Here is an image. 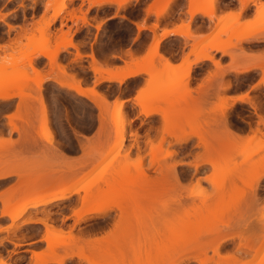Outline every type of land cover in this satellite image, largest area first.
Segmentation results:
<instances>
[{"label":"rangeland","instance_id":"1","mask_svg":"<svg viewBox=\"0 0 264 264\" xmlns=\"http://www.w3.org/2000/svg\"><path fill=\"white\" fill-rule=\"evenodd\" d=\"M171 1L166 0L163 9L167 10ZM9 2L10 0H5V3ZM56 2L27 0L29 7L14 12L10 18L20 30L13 32L10 37L0 39V45L3 47L0 48V89L6 88L21 93V97L16 96L17 102L11 101L12 98L0 99V143H5V146L0 147V173H13L6 181L0 183V216L5 205L19 204L25 199H32L36 194L43 195L63 186L80 188L79 193L83 194L77 193L73 204L80 205L78 213L84 219H79L77 215L74 217L73 212L76 209L73 204L65 205V201L61 199H54L25 211L28 215L26 218H48L47 222L53 225V229L49 231H46L44 226L43 230L38 226L18 230L21 225L12 226L10 217L1 216L0 228L6 231L0 232V248L4 249L0 259L11 258L14 264H22L24 257H28V252L32 251L41 254L38 259L57 257L51 264H62L57 262L59 259L66 262L74 258L79 262L77 253H83L89 259L102 261L125 258L155 259V256L148 255V248L159 236L161 209L166 202L179 203L184 200L190 201L187 208L192 215H199L201 218L196 232L190 234L189 238L196 240L199 232L203 230L208 234V239L198 241L191 247H181L174 252L173 259L188 261L189 264H201L202 261L223 264L227 253L238 250V256H234L233 259L247 261L248 264H260L261 258H264L262 250L264 198L261 199L264 189L257 187L253 190L252 184L256 174L264 166V128L259 125L258 117L255 123H252L253 116L245 117L244 119L249 120L250 129L248 136L242 138L239 135V126L241 117L247 111L234 105L227 110V119L233 131L232 134H228L222 123L220 111L229 104V93L232 88L247 87V84L254 80V75L241 77L231 75L240 66L260 65L257 68L262 72L261 80H264L263 48L238 45L239 38L243 39L253 31L256 34L261 31L258 28L247 27L235 17L215 16L216 22L211 29L212 32L201 40L196 39L191 33L195 39L188 55L180 65L171 69L169 66V71H164L167 66L162 67L158 64V45L161 38L155 35L142 65L141 71L146 74V78L141 86L147 88L145 96L150 98L165 85H179L173 110L182 119L181 134L191 136L195 140L192 147L198 146L201 153L220 162L213 178L215 187L204 180L192 192H185L174 182L176 173L171 172L168 166L160 164L162 157L153 156L148 158V164H144L137 171L132 181L135 188L122 201L119 210L107 216H100L94 209L107 203L115 191L110 183L111 178L117 173L126 172L127 169V157L130 155L128 149L132 145V136L129 132L131 140L125 143V124L121 116L122 113L126 114L127 110L110 107L98 97L104 106L97 112L94 103L55 82V79H58L70 84L89 83L90 72L85 64L74 67L70 65L69 57L74 58L71 53L61 56L60 51L56 57L57 61L49 65L48 60L47 66L43 60L36 59L37 56H45L39 54L40 51L51 52L65 44V41L73 43L74 35L71 29L77 25L76 14L69 10L68 13L66 11L63 16H59L60 22L64 24L61 30L55 26V21L59 18L56 14L60 12L59 6L56 9L52 7ZM84 2L85 0H81V3ZM63 3H72V0H64L61 4ZM192 3L201 4L200 0H193ZM46 5H51L47 13L44 11ZM3 7L4 4H0V11ZM9 10L13 9L10 7ZM135 11V8H126L128 14ZM155 11L154 3L151 6V13ZM209 12L207 17L212 20L211 10ZM189 26L190 23L186 27ZM24 27L25 29L27 27V31L23 30ZM110 27L122 42L130 37L129 28H124L121 21L112 22ZM157 41L158 45L154 50ZM215 47L224 48L222 51L229 58L215 59L212 66L200 69L201 79L196 80L195 86H192L191 68L194 57L196 58L199 51L210 53L212 49H216ZM252 49L258 52H253ZM31 56L37 60L34 61L36 65L34 66L35 70L39 71L38 76L40 74L47 78L41 89L37 88L36 81L40 76L38 77L29 66ZM189 56H193V59L190 60ZM91 68H95V72H102L98 64H92ZM100 76L104 75L101 73ZM137 80H133L131 88L137 87L135 83ZM103 81L95 83V89L93 86L86 88L100 96L103 95L105 99L109 89ZM97 121L100 123L97 134L100 138L93 140L90 136L96 130ZM44 126H47L46 130ZM47 128L52 132V145L47 140L49 138ZM24 130L27 133L25 135ZM25 140L33 143L30 146L22 145ZM118 142L123 145L120 149L116 147ZM1 144L0 146L3 145ZM118 152L123 154L117 155ZM77 154L79 156L76 158ZM237 157L244 163L238 164ZM51 173L54 179L56 178L51 182L54 184L51 187L48 186L51 183L43 184L48 187L45 186L44 189L42 185L41 189L38 181L44 178L45 174L46 177L49 174L51 176ZM179 175L188 183L193 179H200L199 176L193 177L186 169H181ZM13 185L14 188L10 189ZM24 186L26 189L29 187L27 192L31 191L30 194L26 193L19 201L14 197L10 200V196L18 188L25 191ZM234 195L237 199L239 196V199L235 200ZM210 200L218 205L217 211L211 213L207 211ZM5 219L8 223H3ZM22 220L24 219H19V223L15 225L21 224ZM18 233L19 240L22 241L28 236L30 237L28 242L34 240L35 243L27 244L29 251H13L10 256L9 249L16 248L17 244L13 242L6 245L5 238L11 239ZM231 237L236 238L235 242H232ZM69 240L71 243L68 244ZM40 245L43 247H39ZM28 259L31 261L32 256Z\"/></svg>","mask_w":264,"mask_h":264},{"label":"snow or ice","instance_id":"2","mask_svg":"<svg viewBox=\"0 0 264 264\" xmlns=\"http://www.w3.org/2000/svg\"><path fill=\"white\" fill-rule=\"evenodd\" d=\"M200 2L203 7L211 10L212 19L216 15L223 13L229 17H235L244 25L258 28L264 33V0L257 4H254L252 0H200ZM0 4H4L3 10L0 11V39H3L10 37L13 32L20 30L19 27L13 24L10 18L14 12L27 9L29 5L27 0H10L9 3H5V0H0ZM10 7L13 10H9ZM59 7L60 12L56 14L58 17L63 16L66 11L71 10L76 14L77 25H82L79 35L76 37L77 40H80V43L73 42L72 45L63 49L65 52H74V58L69 57L71 66L74 67L78 64L87 65L89 62L95 65L99 61V66L102 70L106 69L109 72L118 73L123 69L129 73L127 76L109 75L103 77L100 76V73H97V81L93 82V88L95 89V83L104 80L109 89L105 94V102L110 107L114 106L117 110H127L126 114H121L125 124V143L127 142L129 132L132 136V145L128 149L130 155L127 157L126 172L117 173V175L111 178L110 183L115 191L107 203L94 209L95 213L100 216H107L113 212H117L121 207L122 201L135 188V184L132 181L136 177L137 171L144 164H148V158L153 156L162 157L160 164L168 166L171 172L176 173L173 178L174 182L183 191L192 192L204 180H207L215 187L213 178L220 162L211 156L201 153L198 146L192 147L195 145V140L191 136L181 134L182 119L173 110L179 92V85H165L150 98H146L145 93L147 88L140 86V80L135 81L137 84L136 89L130 87L131 83H133V77H140L142 80L145 75L136 71L135 65L143 58L141 56L143 48L140 47V44L147 43L144 39L147 33L137 30L146 28L144 21L152 23L155 20L153 27L159 32V29L164 26L168 18V12L166 11L152 17L150 7L148 15L141 13L143 20H141V16H133L129 19L126 14H122L121 12L122 9L129 7V0H85L84 3H81V0H72V3H63ZM172 7H175V5ZM50 8L51 5H46L44 8L45 13ZM203 14L208 16L209 12H204ZM115 21H121L123 26L129 28V43L122 46L109 44V47L113 48L112 54L101 55L97 51L100 45L105 42L101 40V37L105 33V30L110 27V24ZM133 21L136 22L134 26ZM55 26L61 30L64 28V24L59 20L55 21ZM51 27L52 25H50V29ZM168 34L165 31L164 35ZM81 37L83 38L82 40ZM131 37H134V39ZM149 38L151 37L149 36ZM89 45H92L91 52H89ZM104 51L106 52L107 49ZM133 54L135 55L133 56ZM113 65L117 67H110ZM93 70L95 71V68ZM126 88H128L127 91ZM253 89H258L259 94L254 92ZM240 91L242 94L236 97V101L246 105L252 116L254 118L258 117L259 125L264 128V80H261L259 84H253L252 88L248 91H244L243 89ZM80 95L83 96L84 93H80ZM116 147L120 149L123 145L118 142ZM122 154V152L117 153V155ZM237 162L238 164L244 163L239 157H237ZM181 169L188 170L193 177L199 176L200 179H193L191 183L185 182V178L179 175ZM257 187L264 189V166L260 168L253 181L252 189L255 190ZM79 194L82 195L83 193L80 192ZM61 199L65 201V205L73 204L75 196L69 191ZM189 203L190 201L181 200L179 203L166 202L163 205L160 213L161 227L159 236L151 242L148 248V255L150 257L155 256V259L130 260L125 258L123 260L102 261L81 256L79 262L73 258L70 261L62 262V264H189L188 261L173 259L174 252L181 247H191L198 241L208 239V234L203 230L199 232L196 240L189 238L190 234H194L201 223L200 216L192 215L191 211L187 208ZM73 207L76 209L73 212V216L75 217L80 210V205L76 203L73 204ZM217 209L218 205L214 201H208L207 211L209 213L217 211ZM5 216L7 217V214ZM21 218L24 219L25 224L33 223V221L26 219V212L20 213L18 217H13V223H19V219ZM81 219L84 218L81 217ZM3 223H8L7 219ZM34 223L44 224L45 221H35ZM4 231L6 229L0 228V232ZM18 236L19 233L11 239L5 238L6 245H11L13 242L17 244L16 248L9 249L10 256L13 251H29L27 243L30 237L25 236L24 240L21 241L18 239ZM230 239L232 242H235L236 238L231 237ZM32 242L35 243L34 240ZM39 247H43V245ZM3 251L4 249L0 248V254ZM39 255L41 254L37 251H32V260L30 261L25 256L22 264H51L50 261L39 260ZM234 256H238V250L237 252L227 253L223 264H248L247 261L233 259ZM0 264H14V262L11 258H4L0 259ZM201 264H214V262L202 261ZM260 264H264V258H261Z\"/></svg>","mask_w":264,"mask_h":264},{"label":"crops","instance_id":"3","mask_svg":"<svg viewBox=\"0 0 264 264\" xmlns=\"http://www.w3.org/2000/svg\"><path fill=\"white\" fill-rule=\"evenodd\" d=\"M192 1L193 0H191V1L190 0H172L169 3L168 9L166 10V9H163L165 7L164 4H165L166 0H130L129 1V7L135 8L136 9L135 13L128 14V13H126V9H122L121 10V12L122 11L125 12L124 14H126L129 19H131L133 16H141V13H143V15H148V9L154 3H155L156 11L152 13V17H154V16H156L158 14L164 13L163 11H165V10L168 12V18H167L164 26H162L159 29V32H157L153 28V25L151 26L152 23H155V20H153L152 23H147V21H144V23L146 24V28L143 29V30H140V29L137 30V31H143V32L147 33V35L144 36V39L147 41V43L146 44H144V43L140 44V47L143 48V52L141 53V56L143 58L140 59L139 62L135 65V70H137V71H139L141 73H144L143 71H141L142 70V65H143V62H144L145 58L148 55L149 49L151 47V43H152L153 38L155 37V35H158L161 38L160 42H159V45H158V54H159L158 64L160 66H162V67L163 66L164 67L168 66L167 64H170L173 67V66H178V65H180L183 62V60L185 59V57L188 55V53L190 51L193 39H195V38L198 39V40L205 39L212 32L211 29L214 26V24L216 22V19L214 18V19L211 20L210 18H208L206 15L203 14L204 12H209L210 10H202L200 12H197L193 17H190L189 10H190V8L192 6L196 5V4H193ZM252 2L254 4H257V3L262 2V0H252ZM197 4H199V3H197ZM173 5H175V7H172ZM224 15H226V14L222 13L221 15H216V16L220 17V16H224ZM149 18L151 19V17H149ZM57 20L60 21V17L57 18ZM141 20H143L142 16H141ZM135 23L136 22L133 21V26L135 25ZM189 23H190V26H189V28H187L186 26ZM81 27H82V25H80V26H78V25L72 26L71 33H72V35H74L73 42L80 43V40H77L76 37H77L78 32H80ZM247 27H250V26H247ZM124 28H128V27L124 26ZM165 31H167L169 34L168 35H164ZM114 32H115L114 29L109 27V28H107L105 30V33L101 37V40L105 41L104 43H102L100 45V48L97 50V51H99L101 53V55H111L112 54L113 48L109 47V44H112L113 46H115V45H121L122 46V45H126V44L129 43L130 37L125 42H122L120 37L118 35H116ZM191 33L193 34V36L195 38H193V36H191ZM251 33H252V36H250V37L243 38V39L239 38L238 39V45L244 46V47H249V48L250 47H253V48L254 47L255 48L260 47V48H263V50H264V33L260 32V33L256 34L255 31H253ZM149 36L151 38H149ZM131 38L134 39V37H131ZM94 39H95V37H94ZM67 47H69V45ZM67 47H65V48H67ZM88 47H89V52H91L92 51V45H89ZM65 48H63V49H65ZM63 49L60 50L61 52L59 51L61 56H64L67 53H71L72 56L74 57V52L73 51L65 52V51H63ZM105 49H107L106 52L104 51ZM257 49H259V48H257ZM252 51L253 52H258V51L254 50V49H252ZM210 53L214 56V61H215V59L222 60L224 58H226V59L229 58L220 49H212L210 51ZM134 55L135 54H133V56ZM194 56H195V54H194ZM36 59L37 60H43L44 65L45 66L48 65L47 57L40 55V56H37ZM36 59H34V60H36ZM189 59L190 60L193 59V56H189ZM214 61L203 60L201 62H198L197 64H192V68H191L192 69V71H191V75H192L191 85L192 86H195L196 80L201 79L200 75L202 74V72H199L200 69H206L208 66H212ZM223 63H226V62H223ZM97 64L99 65V61L97 62ZM91 65H92L91 62H89L86 65V67L88 68V70L90 72L89 83L80 85L81 88H83V89L85 88L86 90H90V89H87L86 87H92L93 86V82H95L96 79H97V73H100V75L102 73V75L105 76V75H108L109 73L110 74H122V73L127 72V70H123V69L120 70L118 73L109 72L106 69L102 70V72H95L91 68ZM245 66H251V67L252 66H257V67H259L260 65H243V66H240L239 68H242V67H245ZM110 67H117V66L113 65V66H110ZM257 67L252 69L251 71H248V72H245V73H237L236 71L231 73V75L237 76V77L238 76L239 77L246 76V75H254V80H253V82L247 84V87H240V88L239 87H235V88H232V90L229 93L230 102H231L232 98H236L238 95L242 94V92L240 91L241 89H243L244 91H248L249 89L252 88L253 84H259V82H260V80L262 78V72ZM145 78H146V74L144 75V78L142 80H141L140 77H133L132 80H134V79L140 80V86H141L144 83V79ZM103 83H106V82L103 81ZM136 88L137 87H134L132 89H136ZM90 91H92V90H90ZM253 91L256 92L257 94H259V90L258 89H253ZM71 92L76 94L72 90H71ZM99 98H98V100H99ZM10 100L14 101V102H17L18 101V97L12 98ZM99 101H101V100H99ZM235 106L236 107H242L243 109H245L247 111V113L244 114L241 117V122H240V126H239V130H240V132H239L240 134L239 135L242 138H245L249 134L250 126H249V120L248 119H244V118L245 117H252V114L249 111V109L247 108V106L242 104V103H239V102L236 101ZM96 109H97V112H99L100 108L96 107ZM255 122H257L256 117L253 118V120H252V123H255ZM99 128H100V123H99V121H97L96 130L90 136V138H92L93 140H98L100 138L97 135L98 131H99ZM130 140H131V137L128 136L127 137V142H129ZM70 156H72V154H70ZM77 156H79V155L78 154L75 155L76 158H77ZM51 182L52 181H50L49 183H51ZM73 195L75 196V198L77 197V194H73ZM263 198H264V193L261 196V199H263ZM21 203H19V204H21ZM19 204H14V205H19ZM36 207H38V206H36ZM36 207H28V208H36ZM27 216L28 215H26V217ZM28 218L35 219L33 217H28ZM39 218H41V217H39ZM42 218H44V217H42ZM23 221L24 220H22L21 224H18V226L21 225L18 228V230H23V229H26L28 227H35V226L40 227L41 230L44 229L42 224H36L34 222L31 223V224H25ZM30 243H32V241L28 242L27 244L29 245ZM27 255H28V258L31 257V253L30 252H28Z\"/></svg>","mask_w":264,"mask_h":264},{"label":"bare ground","instance_id":"4","mask_svg":"<svg viewBox=\"0 0 264 264\" xmlns=\"http://www.w3.org/2000/svg\"><path fill=\"white\" fill-rule=\"evenodd\" d=\"M64 0H57V2L56 3H53L52 4V7L53 8H57L62 2H63ZM191 1V0H190ZM203 9H205V10H208V8H205V7H203V5L202 4H196V5H194V6H192L191 7V9L189 10V14H190V17H193L197 12H200V11H202ZM71 12H73V11H71ZM67 13H68V11H67ZM54 18H55V16H54ZM72 19V18H71ZM154 28V27H153ZM26 29H27V27H26ZM25 29V27H24V29L23 30H25V31H27ZM24 31V32H25ZM66 33V32H65ZM247 37H250V36H252V34L251 35H246ZM246 36H245V38H246ZM73 43H71L70 41H68V42H66L65 41V44H63V45H61V47H57L58 49H54V50H52L51 52H47V53H45L44 51H40L39 52V54H42V55H45L47 58H48V60H49V62H50V64L49 65H52V64H54V61L56 62L57 60H56V57H57V55H58V53H59V51L62 49V48H65V47H67L68 45L70 46V45H72ZM157 45H158V41H157V44L155 45V47H154V50H156V48H157ZM2 47V45H0V48ZM3 48V47H2ZM216 49H217V47H215ZM219 49L222 51L224 48H222L221 49V47H219ZM206 52V51H205ZM202 53L201 51H199L198 52V54H196L197 56H196V58L194 59V61H193V64H197L198 62H201V61H203V60H211V61H213L214 60V58H213V55L211 54V53ZM31 59H29V66L31 67V68H33L34 69V71L36 72V75L38 76V74L37 73H39V71H37V70H35V64H34V61L36 62V60H34L33 59V56H31L30 57ZM52 63V64H51ZM58 63V62H57ZM35 65V66H34ZM38 65V64H37ZM58 65V64H57ZM169 66H171L170 64H168V66H167V68L166 69H164V71L165 70H167V71H169L168 69H169ZM51 67H53V66H51ZM257 66H245V67H243V68H241V69H237L236 70V72L237 73H245V72H248V71H251L252 69H254V68H256ZM171 68H173L172 66L170 67V69ZM137 71V70H136ZM166 71V72H167ZM129 73H128V71L126 72V73H123V74H119V76H127ZM110 75H116V74H110ZM39 76H40V74H39ZM38 76V77H39ZM37 78V77H36ZM54 78V77H53ZM46 79L47 78H45V77H42V76H40L39 77V79H37L36 81L38 82H36L37 83V88L38 89H41V87H42V85H43V83H44V81H46ZM56 81V83H58L61 87H64V88H66V89H68V90H72V91H74L75 93H76V95H78L79 97H82V98H85V99H88L89 101H91L92 103H94L95 104V106L97 107V108H102L104 105H103V103L101 102V101H99V100H96V97H97V99H98V97H100L101 98V100L103 101H105V99H103V95H101L100 96V94L98 95L96 92H92V91H90V90H86L85 88L83 89V88H81V86L79 85V83H76V84H74V82L72 83V84H70V82H68V83H66L65 81H62V80H58V79H55ZM54 81V80H53ZM72 82V81H71ZM178 85V84H177ZM229 85V84H228ZM80 93H84V95L83 96H81L80 95ZM16 96H19V97H21V93H18V92H12V91H9L8 89H6V88H1L0 89V99L1 100H8V99H10V98H13V97H16ZM96 96V97H95ZM41 102H42V100H40ZM106 103V102H105ZM104 103V104H105ZM235 103H236V98H232V100H231V102L229 103V104H227V105H225L224 107H223V109L220 111L221 112V115H222V120H223V125L225 126V129H226V133H228V134H232L233 133V131L231 130V125H230V123H229V121H228V119H227V113H228V111L227 110H229L231 107H233L234 105H235ZM119 110H121V109H119ZM119 113V112H118ZM120 113H121V111H120ZM99 117V116H98ZM46 118V117H45ZM99 120V119H98ZM46 121V120H45ZM46 125V124H45ZM15 127V126H14ZM47 127V126H46ZM46 127L44 126L43 128L46 130ZM17 128V127H16ZM26 130V129H25ZM23 131L24 132V135L25 134H27L26 133V131ZM47 131H49V132H47V133H49V135L47 134V136H49V138L47 139L48 141H49V144H53L52 143V132L49 130V128H47ZM27 132H28V130H27ZM47 141V142H48ZM2 143V142H1ZM0 143V144H1ZM33 143V141H28V140H25L24 142H23V144L22 145H26V146H30L31 144ZM3 144V145H2ZM1 145L2 146H0V147H3V146H5L4 144L5 143H2ZM41 174H43V173H41ZM10 175H13V173H11V174H7V173H0V183L1 182H4L5 180H7L9 177H10ZM53 175V173H51V176H50V174L46 177V174H45V177L44 178H41L39 181H38V183L41 185L40 186V188L42 187V185L43 184H48L50 181H52V182H54V180L56 179H54L53 177L54 176H52ZM56 175V174H55ZM53 178V179H52ZM58 179L60 180V178H59V176H58ZM59 180H57V181H59ZM55 183H56V181H55ZM58 183V182H57ZM52 184H54V183H51V184H49L48 186H52ZM28 186V185H27ZM44 186V185H43ZM46 186V185H45ZM43 187L44 189H46V187H48V186H46V187ZM12 187L14 188V185L13 186H11L10 187V189H12ZM19 188L21 187V186H18ZM23 187V186H22ZM29 187H30V185H29ZM29 187H27V189L25 188V186H24V190L25 191H23V188H21V190L18 188L17 190H15V192L14 193H12L13 195L12 196H10V200H12L13 199V197L14 198H19V199H22V197H23V195L25 194V193H28V194H30V190L31 189H29V191L30 192H27V190H28V188ZM35 187V186H34ZM49 187V188H50ZM32 188V187H31ZM48 188V190H51V189H49ZM15 189H16V187H15ZM35 189H37L36 187H35ZM35 189L33 188V190L35 191ZM42 189V188H41ZM12 191V190H11ZM52 191V190H51ZM69 191H71L73 194H77V193H79V191H80V188H64L63 186L62 187H60L59 189H57L56 191H52V192H48V193H45V194H36V195H34V197H32V199H29V200H26V201H24V202H22V204L21 205H17V206H15L14 204L13 205H5L4 207H3V210H2V212H1V215L2 216H5V214H7V216L8 217H10L11 218V221H12V226H16V227H18V225L16 224L15 225V223H13V217H18L19 216V214L20 213H22V212H25L26 211V209L28 208V207H36V206H40V204H47V203H49V202H51V201H53L54 199H61L62 197H64ZM15 194V195H14ZM242 194V193H241ZM244 194V193H243ZM242 194V195H243ZM238 195H240V194H238ZM241 195V196H242ZM21 197V198H20ZM191 198V197H190ZM19 199L18 200H16V201H19ZM234 199L235 200H238L239 199V196H238V199L235 197V195H234ZM233 199V200H234ZM1 200V199H0ZM15 200V199H14ZM61 200H63V199H61ZM231 200V199H230ZM7 201H9V199L7 200ZM16 201H14L15 203H16ZM21 201V200H20ZM3 202H4V200H3ZM6 202V201H5ZM233 202V201H232ZM42 209V208H41ZM38 211V210H37ZM40 211V210H39ZM47 216V215H46ZM77 216H78V218L79 219H81V217H83L80 213H78L77 214ZM48 217V216H47ZM35 218V217H34ZM48 219V218H47ZM47 219L46 218H35V219H32V218H27V220H29V221H33V222H35V221H45V223L44 224H42L45 228H46V231H49V230H52L53 229V225H51L50 223H48L47 222ZM50 221V220H49ZM24 222V221H23ZM149 239V238H148ZM74 240V239H73ZM71 240H69L68 241V244H69V242H70ZM75 241V240H74ZM152 241V240H151ZM71 243V242H70ZM73 244V243H72ZM66 245V244H65ZM71 247V246H70ZM76 254V253H75ZM72 256V254H70L69 255V257H71ZM76 256L78 257V258H80L81 256H84V257H86L85 255H83V253L82 254H76ZM56 258L57 257H54V258H39V260H41V261H44V260H47V261H50V262H52V261H54V260H56ZM87 258V257H86ZM57 262H63V259H59V260H57Z\"/></svg>","mask_w":264,"mask_h":264}]
</instances>
